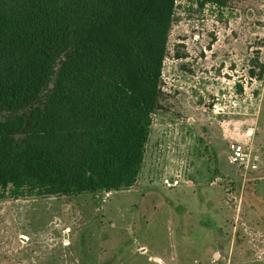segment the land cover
<instances>
[{"label":"rangeland","instance_id":"1","mask_svg":"<svg viewBox=\"0 0 264 264\" xmlns=\"http://www.w3.org/2000/svg\"><path fill=\"white\" fill-rule=\"evenodd\" d=\"M166 48L135 185L0 200V264H264V0H177Z\"/></svg>","mask_w":264,"mask_h":264},{"label":"trees","instance_id":"2","mask_svg":"<svg viewBox=\"0 0 264 264\" xmlns=\"http://www.w3.org/2000/svg\"><path fill=\"white\" fill-rule=\"evenodd\" d=\"M176 1L0 0V200L135 185Z\"/></svg>","mask_w":264,"mask_h":264},{"label":"built area","instance_id":"3","mask_svg":"<svg viewBox=\"0 0 264 264\" xmlns=\"http://www.w3.org/2000/svg\"><path fill=\"white\" fill-rule=\"evenodd\" d=\"M230 149V155H229V161L231 163H244L247 158V152H246V147L242 143H232L229 147Z\"/></svg>","mask_w":264,"mask_h":264}]
</instances>
